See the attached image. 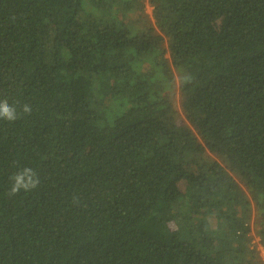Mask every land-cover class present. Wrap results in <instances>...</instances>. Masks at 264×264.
<instances>
[{
  "label": "trees",
  "instance_id": "1",
  "mask_svg": "<svg viewBox=\"0 0 264 264\" xmlns=\"http://www.w3.org/2000/svg\"><path fill=\"white\" fill-rule=\"evenodd\" d=\"M4 99L0 264H264V0H0Z\"/></svg>",
  "mask_w": 264,
  "mask_h": 264
},
{
  "label": "clouds",
  "instance_id": "2",
  "mask_svg": "<svg viewBox=\"0 0 264 264\" xmlns=\"http://www.w3.org/2000/svg\"><path fill=\"white\" fill-rule=\"evenodd\" d=\"M23 114L29 115L31 107L27 104L21 106ZM18 118V113L15 107L9 105L7 99L0 100V119L9 122L15 121ZM11 179L14 181L10 188L9 195H15L21 190L29 191L35 189L39 184V178L31 168H24L16 173Z\"/></svg>",
  "mask_w": 264,
  "mask_h": 264
},
{
  "label": "rangeland",
  "instance_id": "3",
  "mask_svg": "<svg viewBox=\"0 0 264 264\" xmlns=\"http://www.w3.org/2000/svg\"><path fill=\"white\" fill-rule=\"evenodd\" d=\"M152 11H153V7L150 6V5H147L146 6V12L152 17ZM174 75H175V82H176V93L178 91V87H179V83H180V80L182 78H184L186 76L185 72L183 70H178V69H174ZM183 117V115H182ZM184 118V117H183ZM184 191V189H183ZM190 193L188 194L186 191L184 193V196L189 198ZM181 215L182 214H187L188 211L187 210H183L180 212ZM251 225H252V244H251V247L252 248H255L259 251L260 253V256L262 257V260L264 262V249L261 247L260 245V238L259 236H257V233H256V230H255V226H254V221L251 222ZM163 231L167 234H178L180 233V227L178 226V224L174 221L172 222H168V223H164L163 224Z\"/></svg>",
  "mask_w": 264,
  "mask_h": 264
}]
</instances>
